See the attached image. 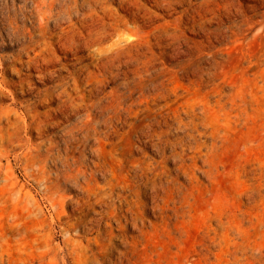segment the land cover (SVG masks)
<instances>
[{
  "label": "rangeland",
  "instance_id": "374dc122",
  "mask_svg": "<svg viewBox=\"0 0 264 264\" xmlns=\"http://www.w3.org/2000/svg\"><path fill=\"white\" fill-rule=\"evenodd\" d=\"M138 1L143 5L138 23L143 25L145 55L140 65L130 63L129 77L138 82L135 73L139 66L146 78L144 112L134 118L147 117L141 138L130 125L121 126L113 144L102 147L108 163L106 175L98 171L89 184L83 177L64 182L57 207L46 200L44 185L24 172L20 160H13L20 182L39 200L45 217L55 223L46 230L51 231L53 243L64 246L63 264H264V0H171L175 7L170 10L156 0ZM112 6L119 14L131 16L132 10L120 9L117 0ZM31 8V0H0V56L7 66L0 71V84L5 88L0 89V107L12 105L19 118L28 121L34 116L32 128L20 133L25 140L16 139L8 147L11 156L42 139L38 137L39 119L63 122L45 127V138L61 139L64 125L85 116L84 110H62L59 98L41 101L44 89L58 80L38 77L36 70L26 81V93L11 85L17 83V69L22 66L9 57L19 45L6 37L8 15L30 25L23 13L30 16ZM50 28L57 30L54 20ZM52 47L59 61L53 68L68 80L69 71L90 62L83 57L79 63L58 45ZM121 81L117 79L105 90ZM11 88L21 102L18 105L11 104ZM109 125L101 124L98 129L104 131ZM85 153L92 155L89 146ZM128 155H132L131 161ZM133 156L143 165L156 162L165 172L157 197L145 185L142 188L145 214L140 226L124 216L137 197L132 185L138 172ZM4 200L0 198V227L8 228L12 215L21 217L18 221L28 231L38 227L35 217L36 222ZM29 238L33 244L34 236ZM13 243L8 254L12 256L2 257L0 264H42L40 252H32L31 243L27 249Z\"/></svg>",
  "mask_w": 264,
  "mask_h": 264
},
{
  "label": "bare ground",
  "instance_id": "6f19581e",
  "mask_svg": "<svg viewBox=\"0 0 264 264\" xmlns=\"http://www.w3.org/2000/svg\"><path fill=\"white\" fill-rule=\"evenodd\" d=\"M156 1L158 3L162 2L168 10L175 7L171 0ZM31 2L32 8L30 10V16H27L26 12L23 13L24 17L30 19V25L20 23L16 15L8 13V27H5L6 37L16 39L19 45L17 51L9 57L11 61L22 66V68L20 67L21 69H17L19 73H17L19 77L17 83H11V85L20 87L22 89L19 91L20 93L25 92L26 81L32 75L31 71L36 70L37 73L35 75L38 77L44 76L47 81L58 80L54 85L44 89L45 91L43 92L44 95L41 97V101H51L59 98L62 101V110L71 108L73 113L84 110L85 116L70 120L69 123L67 122L68 124L61 128V139L52 137L45 138V135L47 136L45 127H55L63 122H51L49 118L39 119L37 127L40 134L38 137L42 139L38 143L26 144L24 149L16 151L11 156L10 152L12 149H8V147H13L16 139L22 138L25 140V136H20V133L22 131H29L32 128L34 116L30 115L31 120L28 121L19 118L18 111L14 106L8 105L6 108L0 107V198L5 199L6 202L11 201L9 207H14L15 205L16 210L21 208V211L19 210L20 213L23 212L27 218L32 219L35 217L38 224V227L34 229L30 226L32 230L30 229L28 231L27 225L18 221V216L16 218L12 215L10 226H6L8 228L5 229L0 227V259L10 254L11 248L15 245L13 242H19L17 244H20L19 246L22 249L29 247L28 244L32 242L29 236L33 235V244H31L34 250L37 249L40 252L38 257H40L42 264H63V245L61 243H53L51 231L48 232L46 230L47 228L52 229L55 223H52L45 217V213L38 202L39 200L37 201L34 198L31 190L27 188L25 183L20 182L19 175L17 174V166L13 160L17 162L20 160L22 163L20 165H23L25 169L24 172L29 177H33L39 184L44 185L43 190L47 198L45 199L53 207H57L59 204L58 197L63 195L62 190L64 187L62 184L64 182L79 181L83 177L84 182L89 184L92 179L97 178L98 171H102V174L106 175L109 170L106 172V165L108 163L106 164L103 159L102 147L103 144H113V137L119 132L121 126L123 128L127 124L130 125L138 138H141L140 132L148 124L146 122L147 117L142 118L141 116L139 120H134V118L140 117L144 112L141 107L143 106L144 99L147 97L144 91L146 78L138 66L136 68L137 72L135 73V77H139L138 82L132 81L129 77V73L132 71L129 65L133 61L140 65L145 55L144 32L142 33L140 30L143 29L141 28L143 25L139 24L140 21L138 23L139 15H142L143 5L138 0H117L120 9L126 12L132 10L131 16H129V14L121 15L115 11V8L112 6L113 0H31ZM176 2L179 3V1ZM133 9H137V11H133ZM52 20L55 21L57 30L50 28ZM131 23H134L133 26L136 28V31H129L133 30ZM1 35L3 36V34ZM53 45H58V48L64 53L73 54L75 59L80 61L79 63L85 59L83 57L89 59L90 62L83 63L76 70L69 71V77L71 79L68 80L67 76L56 73L57 70L53 68L59 63L57 56L52 54L51 50H53ZM0 58L2 60L1 56ZM9 67H12V65ZM6 68V63L3 60L0 61V71H4ZM23 69L27 70V72L23 71ZM119 78H122L123 81L113 86L110 90H105L106 86ZM131 83H134V86ZM5 84L7 85L8 83ZM12 88L8 90L12 96L11 104L18 105L21 102L15 99L16 95L14 94L16 90L14 91ZM0 89L5 91V88L1 84ZM135 92L139 93L137 97L134 96ZM32 104L30 103V105ZM145 115L149 114L147 113ZM101 124L110 125L102 131L98 129V126ZM122 137H124V140L126 139L125 136ZM129 137L131 136L129 135L128 139H130ZM89 142L96 144V146ZM88 146L92 152L91 156L85 153V149ZM138 147L140 148V144ZM131 156L129 158L130 161ZM132 160L135 162L138 171L137 176L133 179L134 183H132L136 187L135 194L137 197L129 205V213L124 216L127 220L130 217L137 226H140L142 222L144 223L142 215L145 214L142 208L143 201L140 199L142 188L145 185L152 191V196L154 198L157 197L156 191L161 185L162 176L165 172L158 168L156 162L147 161L148 163L143 165V161L140 158H134ZM58 161L62 163V168ZM111 165L113 166L112 163ZM5 207L7 206L2 208ZM52 212L54 211L52 210ZM5 218L7 219V217ZM52 219L54 220V218ZM35 222L33 225L36 224ZM17 244L16 246H18ZM34 250L32 252H37V250ZM20 251L22 252V250ZM28 255L30 258L31 255ZM65 258L67 257L65 256ZM46 260L47 263L45 262Z\"/></svg>",
  "mask_w": 264,
  "mask_h": 264
}]
</instances>
